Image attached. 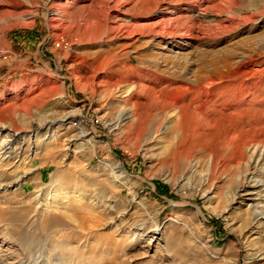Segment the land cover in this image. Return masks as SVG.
I'll return each instance as SVG.
<instances>
[{"label": "rangeland", "instance_id": "1", "mask_svg": "<svg viewBox=\"0 0 264 264\" xmlns=\"http://www.w3.org/2000/svg\"><path fill=\"white\" fill-rule=\"evenodd\" d=\"M125 1L123 10L138 2L134 15L191 5L177 27L194 25L207 44L175 53L113 41L95 18L79 40L70 26L87 11L80 1L5 6L0 129L11 153L0 152V264H264V0H224L211 11V0ZM51 9L67 13L52 27ZM248 57L260 71L245 80L242 129L192 105L171 112L182 74L200 80ZM138 60L144 70L127 79L121 66ZM111 157L127 185L110 179Z\"/></svg>", "mask_w": 264, "mask_h": 264}, {"label": "bare ground", "instance_id": "2", "mask_svg": "<svg viewBox=\"0 0 264 264\" xmlns=\"http://www.w3.org/2000/svg\"><path fill=\"white\" fill-rule=\"evenodd\" d=\"M72 1H80L83 4L85 3L86 5L82 4L81 6H85L84 8L87 9V11L85 10V12L83 13L80 10L81 15H78V18H80V22H78V24L76 23L77 24L76 26H72V25L70 26V30H71L70 34L73 33V35H77V34L81 35V37L79 36L80 38L78 37L79 40H82L85 37L84 35L87 33V25H90L88 24L89 18H93V19L95 18V20L98 21L101 20V22H103L104 24V28L102 29L103 32H105L106 35H110L109 36L110 38L113 37L114 38L113 41L123 40V39L124 40L134 39V41L135 39H145L146 42L148 43L158 42L159 44L165 45L166 48H168L167 51L175 50L173 51L175 53L176 51L178 52L191 46L192 40L203 39L204 44L205 43L207 44V40H208L207 36L199 38L192 35L191 33L192 31L195 32L198 30L197 27H193L194 25L184 26L186 24L182 25L181 22L180 23L181 26L177 27V25L179 24L178 23L179 18L181 17L180 13L182 11H187L188 6L191 5H185L181 7L174 5L172 3H166L164 7L160 8L158 11H155L152 15L150 13L134 15L133 12L137 7L138 2H135L131 8H128L127 10L125 9L123 10L120 7V3L125 0H72ZM214 1L215 0H211L213 4L207 6V11H211L215 9V7L220 6L224 0H222L221 2L219 1V3H214ZM207 2H210V0H206V4ZM7 5H11V7H13V9L16 10L21 5V2L20 0H0V20H2L1 18L5 17L4 15L6 12L5 6ZM201 5H204V3L198 4V6ZM91 7L101 8L102 13H98L97 11L92 13V10H90ZM239 7L240 6L237 4V7L234 6V10L236 9L237 11ZM80 9H82V7H80ZM7 11L9 12V10ZM8 12L7 14H9ZM64 12H62V10L60 9H51L50 12L51 16H49L50 27L54 26V23L52 22L56 20V15L65 16ZM19 14L23 15V12L22 13L18 12V15L16 16H19ZM223 21L224 20H222L220 23L222 24ZM221 24L217 23L216 25H214V29L221 30L224 32H228L231 29H234V27L231 25H221ZM91 30L88 32H91ZM102 30L96 28L94 32L97 33ZM241 32L243 31L239 30L236 33L231 34L229 37H227L226 40L230 41L233 37L237 36ZM93 37L94 36L92 35V38ZM218 41L221 42V40H216L215 42ZM227 51L228 49H224L223 51H221L223 52L222 55ZM247 65L249 68L244 69V66ZM256 65H259V63H257L256 60H254L252 57H248L245 60L241 58L238 61H236L235 67L233 69H230V71L224 72L222 70H211L206 76H204L200 80H197L195 78L194 80H191L190 78L184 77V75L182 74L178 82L173 87L176 93L178 92V96H175L168 101V104L171 107V112L172 110L174 112V110L180 106L192 105L193 108H197L199 110L200 109L206 111L209 110L215 114L214 116L217 115L222 119L229 117L235 118L236 120L235 125L240 126V129H242L241 127L243 121L241 120V117L246 112L245 108L242 106L243 96L246 95L247 93V91L245 90L246 88L245 80L249 77H252L253 75H255L260 71ZM142 66L143 65H141L140 60H138L136 63L133 64H129L125 62L121 66V68L127 72L128 74L127 79H130L129 76L132 75L131 72L136 70L142 71V69L144 70ZM231 82L235 84L234 89H231V86H229ZM143 87L144 86H139V89L140 88L142 89ZM198 94L200 95V99L197 100L196 96ZM227 106L230 107L228 111L225 110V107ZM174 113H176L175 115L177 116V112ZM1 131L2 130L0 129V137L2 136ZM45 133L47 134V131ZM47 138H51V137H47ZM7 142L8 141L6 135L2 136V138L0 139V152L2 154H5V156L6 154L9 155L11 153L9 146L6 145ZM110 160L112 166L115 167L114 170H116L113 171L112 169L111 175H109L110 179L113 180L115 178L117 181L121 182L122 184L127 185L129 175L125 170V168L123 167V165L121 164V162L119 160H116L114 157H111ZM219 163L220 162L217 160L214 165L217 166ZM240 187L241 189H245V186L243 184H241ZM51 190H53V188H51ZM87 197L89 201L95 203H98L101 200L98 197H96L95 199V197H93L91 194H89ZM130 235L134 237L135 232L131 231ZM27 257L29 258L28 259L29 261L31 259L30 255H27ZM4 259L5 257L4 258L1 257L0 262L4 261ZM32 264H39V262L36 259H33Z\"/></svg>", "mask_w": 264, "mask_h": 264}]
</instances>
